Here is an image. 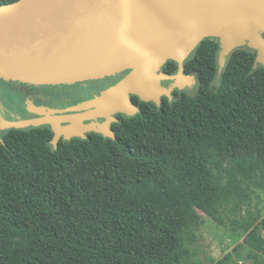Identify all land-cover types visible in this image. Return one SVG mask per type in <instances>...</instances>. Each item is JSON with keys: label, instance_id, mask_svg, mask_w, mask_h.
Here are the masks:
<instances>
[{"label": "trees", "instance_id": "obj_1", "mask_svg": "<svg viewBox=\"0 0 264 264\" xmlns=\"http://www.w3.org/2000/svg\"><path fill=\"white\" fill-rule=\"evenodd\" d=\"M219 50L205 38L182 65L197 78L193 97L174 91L157 106L132 96L139 111L117 114L112 138L53 145L48 126L1 130L0 264H193L189 228L202 215L247 231L264 193V68L254 51L234 50L213 91ZM124 73L14 83L30 104L64 108L79 104L73 92L99 94Z\"/></svg>", "mask_w": 264, "mask_h": 264}, {"label": "water", "instance_id": "obj_2", "mask_svg": "<svg viewBox=\"0 0 264 264\" xmlns=\"http://www.w3.org/2000/svg\"><path fill=\"white\" fill-rule=\"evenodd\" d=\"M263 34L264 0H17L0 5L1 81L69 85L130 70L99 96L69 108L80 112L56 117L53 110L28 104L37 118L1 120L0 131L49 124L53 145L89 132L112 138L115 116L139 111L132 96L157 106L162 97L169 99L170 89L159 83L172 77L159 73L167 61L182 73L183 57L201 40L218 36L220 75L229 54L244 45L255 52L256 67L264 68ZM98 116L103 127L90 124Z\"/></svg>", "mask_w": 264, "mask_h": 264}, {"label": "rangeland", "instance_id": "obj_3", "mask_svg": "<svg viewBox=\"0 0 264 264\" xmlns=\"http://www.w3.org/2000/svg\"><path fill=\"white\" fill-rule=\"evenodd\" d=\"M210 38L217 41L219 44L218 36ZM242 47L247 48L245 45ZM193 50L194 49L190 50L183 57L181 65L191 57ZM258 66H262V64L258 63L257 67ZM129 72L130 70L125 71L123 76L127 75ZM160 72H162V70L159 71V73ZM219 80L220 74L218 73L217 65V74L211 84V89L213 91L217 89ZM159 83L162 88L167 90L170 89V101L173 99L172 93L174 91L184 93L188 97H193L198 88L197 78L194 74L185 76L179 70H177L170 79L159 80ZM99 95L100 92L98 94L97 91L88 89L80 92H73L70 99L71 102L75 99V102L82 103L92 100ZM28 100V97L21 92L14 82H4L0 80V121L3 120L7 123H14L23 119L22 117L28 115L34 116L35 114L30 111L28 105L30 103ZM30 106L53 110L55 112L54 116L56 117H60L64 112L65 115L68 113L75 114L77 111L80 112V110L75 108L69 110L70 107L61 108L57 107V105L54 107V105L50 106L39 101ZM120 115L127 117L124 114ZM85 123L87 124L88 122ZM90 124L93 126L96 125V127L102 125L103 127L104 122L103 119L98 116L90 120ZM86 129H88V127ZM104 132L105 130H103V133ZM62 140L67 141L65 139ZM259 195L262 200V202L257 205L260 216L247 231L242 230L239 225L236 226L235 230L232 229L233 227L230 224L219 226L202 214L201 223L194 222L191 224L189 232L195 239V244L192 246L193 256L191 258L193 264H264V193H260ZM255 202L256 201L253 203L255 204ZM252 253H254V256Z\"/></svg>", "mask_w": 264, "mask_h": 264}, {"label": "flooded vegetation", "instance_id": "obj_4", "mask_svg": "<svg viewBox=\"0 0 264 264\" xmlns=\"http://www.w3.org/2000/svg\"><path fill=\"white\" fill-rule=\"evenodd\" d=\"M26 92H28V93H31L30 91H26ZM25 92V93H26ZM24 94V93H23ZM37 101H42V100H40L39 98H35L34 99V101H33V103H35V102H37ZM43 102V101H42ZM44 104V103H43ZM52 104H54V103H52ZM70 115H73V114H71V113H69ZM21 118V117H20ZM23 119H29V118H37V116H32V115H28V116H26V117H22ZM62 125H64V124H62ZM43 126H48L49 128H50V125L49 124H46V125H43ZM62 139V138H61Z\"/></svg>", "mask_w": 264, "mask_h": 264}, {"label": "crops", "instance_id": "obj_5", "mask_svg": "<svg viewBox=\"0 0 264 264\" xmlns=\"http://www.w3.org/2000/svg\"><path fill=\"white\" fill-rule=\"evenodd\" d=\"M247 48H248V47H247ZM242 49H245V48L242 47ZM248 49H249V48H248ZM252 51H253V50H252Z\"/></svg>", "mask_w": 264, "mask_h": 264}]
</instances>
